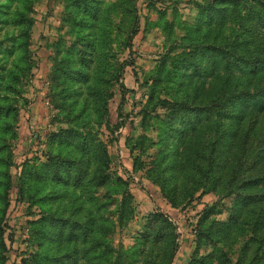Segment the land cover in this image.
Masks as SVG:
<instances>
[{
	"label": "rangeland",
	"instance_id": "obj_1",
	"mask_svg": "<svg viewBox=\"0 0 264 264\" xmlns=\"http://www.w3.org/2000/svg\"><path fill=\"white\" fill-rule=\"evenodd\" d=\"M89 3L0 0V264H264V0Z\"/></svg>",
	"mask_w": 264,
	"mask_h": 264
},
{
	"label": "trees",
	"instance_id": "obj_2",
	"mask_svg": "<svg viewBox=\"0 0 264 264\" xmlns=\"http://www.w3.org/2000/svg\"><path fill=\"white\" fill-rule=\"evenodd\" d=\"M90 0H74L75 4L80 5L81 7H83V5H85L86 7L84 8V10H86L89 14V16H93V17H97V13H96V9L98 6H93L89 3ZM228 52L232 55V56H226L225 54L223 56L224 59V63L226 66H229L230 63H234L236 64V62H238V60L236 59L235 62L232 60L231 57H233V55H236L237 57L241 58V59H245L247 60L246 62H244V64H246L247 67H251L252 65L256 64L257 66H262L264 67V56L261 55V53H255L252 54L251 56H244L242 53L239 52V50H237L235 48V46H231V49H228ZM262 97H264V89L256 94L253 95H244V96H239L236 99L237 100H246L247 98H250L249 100L252 103H259L262 106L261 103V99ZM58 140H63V138H65V136H55ZM81 154H87L88 153V145L85 144V142H82L81 145V150H80ZM240 154V153H239ZM83 156V155H82ZM239 158V155H237L236 160ZM85 161L86 159L84 158L81 161L78 162H70V161H54L52 159H48V161L46 163L41 164L40 169L42 171L43 174H46L48 172H51L52 174H56L58 175L57 180L60 182H64V178L63 176L60 175L61 170L65 171L66 174H68L71 171H76L73 180H72V184L73 185H78L81 182V179H84V174H85ZM73 163V164H72ZM41 173V172H40ZM41 173L42 176L39 175V173H36V177L39 178L40 180H42L43 174ZM105 179L106 176L104 174H101L99 176L96 177V181L99 185H102L105 183ZM45 180V179H44ZM56 180V179H55ZM247 199L250 201L249 203H254V199H256L255 196L251 197L248 196ZM8 208V207H7ZM6 208V210H7ZM212 214V212H206L205 213V219H207V217H209ZM207 215V216H206ZM44 222L46 224L52 225V224H61L58 223L56 219L54 218H46L44 219ZM68 227H70V230H73V226L67 224ZM148 226H150V229L152 230V232H146L143 236H141V238H138L139 241H141L140 243H145V244H151L152 246L154 245H161V247L163 248V237L161 235H159L160 231L163 229H167L168 227H170V223L164 218L162 217V215L159 214H155L153 216L150 217V219L148 220ZM172 229V227H171ZM6 229H4V231L2 232V243L3 245L7 244V238H6ZM9 235V234H8ZM9 238H12V236H10ZM8 238V239H9ZM160 238V239H159ZM219 238V237H218ZM144 240H146L147 242H145ZM162 241V242H161ZM213 241V240H212Z\"/></svg>",
	"mask_w": 264,
	"mask_h": 264
}]
</instances>
